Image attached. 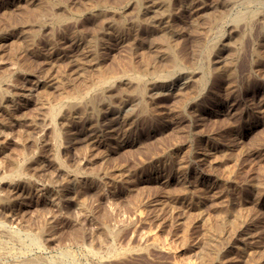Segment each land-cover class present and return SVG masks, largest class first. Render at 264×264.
I'll use <instances>...</instances> for the list:
<instances>
[{
    "label": "rangeland",
    "instance_id": "374dc122",
    "mask_svg": "<svg viewBox=\"0 0 264 264\" xmlns=\"http://www.w3.org/2000/svg\"><path fill=\"white\" fill-rule=\"evenodd\" d=\"M0 79V264H264V0H0Z\"/></svg>",
    "mask_w": 264,
    "mask_h": 264
},
{
    "label": "bare ground",
    "instance_id": "6f19581e",
    "mask_svg": "<svg viewBox=\"0 0 264 264\" xmlns=\"http://www.w3.org/2000/svg\"><path fill=\"white\" fill-rule=\"evenodd\" d=\"M32 2V1H31ZM46 7H48V6H46ZM159 7V6H158ZM52 8V7H51ZM52 11V10H51ZM51 11H49V12H51ZM54 11V10H53ZM245 12V11H244ZM117 13V12H116ZM249 13V12H248ZM58 14V13H57ZM61 14V13H60ZM92 14V13H91ZM245 14V13H244ZM106 15V14H105ZM143 15V14H142ZM251 15V14H250ZM253 15H254V13H253ZM99 16V15H98ZM242 16H243V14H242ZM246 16V15H245ZM96 17V16H95ZM238 17V16H237ZM239 18V17H238ZM240 18H241V16H240ZM237 19V18H236ZM238 20V19H237ZM68 21V20H67ZM72 22H73V20H72ZM111 25V24H110ZM236 25V24H235ZM60 26V25H59ZM110 27V26H109ZM40 29V28H39ZM50 31V30H49ZM6 35V34H5ZM78 35V34H77ZM76 36V35H75ZM52 37V36H51ZM5 38V37H4ZM52 39V38H51ZM74 39V38H73ZM64 42V41H63ZM164 42V41H163ZM61 43V42H60ZM70 43V42H69ZM165 43V42H164ZM163 43V44H164ZM59 45V44H58ZM52 46V45H51ZM56 46V45H55ZM69 46V45H68ZM71 46V45H70ZM53 47V46H52ZM87 47V46H86ZM207 47V46H206ZM63 48V47H62ZM210 49V48H209ZM214 49V48H213ZM66 51V50H65ZM213 52V51H212ZM23 53V52H22ZM90 53V52H89ZM208 53H209V51H208ZM25 54V53H24ZM24 54H23V56H24ZM71 54V53H70ZM22 56V57H23ZM88 56V55H87ZM78 57H79V55H78ZM81 57H82V55H81ZM91 58V57H90ZM94 60V59H93ZM72 61V60H71ZM76 61V60H75ZM78 61V60H77ZM81 61V60H80ZM83 61H84V59H83ZM51 62V61H50ZM74 62V61H73ZM147 62L148 61H146V65H147ZM46 63V62H45ZM54 64V63H53ZM70 64V63H69ZM75 65H76V63H74ZM78 65H77V67H80L81 68V62H80V64L79 63H77ZM83 65V64H82ZM73 66V65H72ZM152 66V65H151ZM206 66V65H205ZM74 67V66H73ZM155 68V67H154ZM76 69V68H75ZM110 69V68H109ZM129 69V68H128ZM136 69V68H135ZM105 70V69H104ZM113 70V69H112ZM102 71V70H101ZM109 71V70H108ZM66 72V71H65ZM76 72V71H75ZM103 72H105V71H103ZM101 73V72H99V87H104V86H106V83H109L108 82V78H110V80H117V78L115 79V78H113V73H108L107 72V70H106V72H105V74L104 73ZM113 72V71H112ZM134 72H137V73H143L144 75H146V76H149V77H154V76H156V74H155V72H149V71H145V70H140V72H138V70H134ZM169 73V72H168ZM65 75V74H64ZM142 75V74H141ZM98 76V75H97ZM161 77V76H160ZM189 77V76H188ZM4 78V77H3ZM55 78V77H54ZM134 78V77H133ZM132 78V79H133ZM139 78V77H138ZM180 78H182V77H180ZM184 78V77H183ZM38 79V78H37ZM52 79V78H51ZM160 79V78H159ZM1 80V79H0ZM39 80V79H38ZM109 80V81H110ZM139 80V79H138ZM141 80V79H140ZM145 80V79H144ZM165 80V79H164ZM176 80V79H175ZM59 81V80H58ZM127 81V80H126ZM1 83V82H0ZM98 83V82H97ZM125 83V82H124ZM127 83V82H126ZM136 83H139L138 81L136 82ZM50 84H53V83H50ZM123 84V83H122ZM128 84V83H127ZM46 85V84H45ZM126 85V84H125ZM133 85V84H132ZM138 85V84H137ZM141 85V84H140ZM139 85V86H140ZM84 86H86V85H84ZM52 87V86H51ZM50 87V88H51ZM87 87V86H86ZM109 87H110V84H109ZM181 87V86H180ZM45 88H46V86H45ZM47 88H48V86H47ZM83 88V87H82ZM85 88V87H84ZM108 88V87H107ZM136 88V87H135ZM152 88V87H151ZM179 88V87H178ZM185 88V87H184ZM101 89V88H100ZM122 89V88H121ZM176 89V88H175ZM179 89H181V88H179ZM179 89H177L173 94H175V95H181V90H179ZM106 90V89H105ZM109 90V89H108ZM45 91V90H44ZM183 91V90H182ZM189 91V90H188ZM42 92V91H41ZM79 92V91H78ZM88 92V91H87ZM136 92V91H135ZM186 92V91H185ZM6 93V92H5ZM48 94V93H47ZM74 94V93H73ZM78 94V93H77ZM140 94V93H139ZM169 94V93H168ZM68 95V94H67ZM86 95V94H85ZM183 95V94H182ZM69 96V95H68ZM67 96V97H68ZM6 98H7V96H6ZM82 98V97H81ZM93 98V97H92ZM99 98V97H98ZM140 98V97H139ZM5 99V98H4ZM65 99V98H64ZM67 99V98H66ZM63 100V99H62ZM96 101V100H95ZM65 102V101H64ZM87 102V101H86ZM139 102V101H138ZM6 103V102H5ZM10 105V104H9ZM101 105V104H100ZM14 106V105H13ZM68 106V105H67ZM66 106V107H67ZM73 106H75V105H73ZM77 106V105H76ZM75 106V107H76ZM81 106V105H80ZM96 106H97V104H96ZM9 107V106H8ZM70 107V106H69ZM10 108V107H9ZM62 108V107H61ZM68 108V107H67ZM90 108V107H89ZM15 109V108H14ZM74 109V108H73ZM88 109V108H87ZM122 109V108H121ZM55 110V109H54ZM53 110V111H54ZM8 111V110H7ZM52 111V110H51ZM59 110H55L54 112H53V121H54V119L55 118H57V116L59 115V113H60V111L58 112ZM82 111V110H81ZM68 112H69V110H68ZM78 112V111H77ZM83 113V112H82ZM101 113V112H100ZM67 114V113H66ZM122 114V113H121ZM60 115H62V114H60ZM59 115V116H60ZM64 116V115H63ZM120 116V115H119ZM50 117V116H49ZM89 117V116H88ZM124 117V116H123ZM90 118V117H89ZM122 119V118H121ZM88 120V119H87ZM109 120V119H108ZM124 120V119H123ZM51 121V120H50ZM77 122V121H76ZM49 123H51V122H49ZM90 123H91V121H90ZM125 123V122H124ZM46 124V123H45ZM56 124V123H55ZM105 124V123H104ZM107 124V123H106ZM49 125V124H48ZM54 125V124H53ZM76 125V124H75ZM94 125H95V123H94ZM121 125V124H120ZM46 126V125H45ZM92 126V125H91ZM122 126V125H121ZM47 127V126H46ZM52 127V126H51ZM51 127H49V128H51ZM104 127V126H103ZM128 127V126H127ZM62 128V127H61ZM69 128V127H68ZM100 128V127H99ZM3 131V130H2ZM53 131V130H52ZM90 131V130H89ZM2 134H3V132H2ZM51 134H52V132H51ZM62 134H63V132H62ZM54 137V136H53ZM92 137V136H91ZM43 143V142H42ZM92 144V143H91ZM43 147V146H42ZM41 147V148H42ZM59 152V151H58ZM11 158V157H10ZM35 159V158H34ZM38 160V159H37ZM34 162V161H33ZM42 163V162H41ZM45 163V162H44ZM24 164V163H23ZM16 169V168H15ZM43 170V169H42ZM26 171V170H25ZM24 171V172H25ZM40 171V170H39ZM17 173V172H16ZM19 173V172H18ZM27 174V173H26ZM21 175V174H20ZM20 175H18V176H20ZM14 176V175H13ZM24 176V175H23ZM5 177V176H4ZM22 177V176H21ZM25 177V176H24ZM15 178V177H14ZM29 180V179H28ZM3 182V181H2ZM22 182V181H21ZM7 185H8V183H7ZM17 188V187H16ZM9 190V189H8ZM17 190V189H16ZM3 191V190H2ZM42 191V190H41ZM4 192V191H3ZM15 192V191H14ZM4 193H6V192H4ZM7 194H9V193H7ZM9 196V195H8ZM10 197V196H9ZM6 199V198H5ZM13 202V201H12ZM19 203V202H18ZM23 205V204H22ZM5 208V207H4ZM164 209V208H163ZM162 209V210H163ZM3 212V211H2ZM27 212V211H26ZM29 213V212H28ZM24 214V213H23ZM22 214V215H23ZM3 215V214H2ZM5 215V214H4ZM166 215V214H165ZM9 216V215H8ZM5 217H6V215H5ZM10 218H12V217H10ZM44 219H45V217H44ZM159 219V218H158ZM37 220V219H36ZM41 220V219H40ZM26 222V221H25ZM218 226V225H217ZM2 227V226H1ZM218 229V228H217ZM26 230V229H25ZM12 234V233H11ZM14 234V233H13ZM19 236V235H18ZM5 237V236H4ZM50 238V237H49ZM15 239V238H14ZM40 239V238H39ZM39 239H37V240H39ZM44 239H46V238H44ZM17 240V239H16ZM32 240H33V238H32ZM41 240V239H40ZM154 240V239H153ZM31 241V240H30ZM34 241V240H33ZM156 241V240H155ZM20 242V241H19ZM8 243H9V241H8ZM146 243V242H145ZM144 243V244H145ZM20 244V243H19ZM20 247V246H19ZM26 247V246H25ZM23 248V247H22ZM147 248V247H146ZM151 248V247H150ZM157 248V247H156ZM203 248V247H202ZM109 249V248H108ZM111 249V248H110ZM158 249V248H157ZM114 250H116V249H114ZM129 250H131V249H129ZM136 250V249H135ZM134 250V251H135ZM138 250H139V248H138ZM7 251V250H6ZM5 251V252H6ZM36 251V250H35ZM142 251V250H141ZM208 251V250H207ZM29 252V251H28ZM68 252V251H67ZM101 252V251H100ZM113 252V251H112ZM138 252V251H137ZM140 252V251H139ZM144 252V251H143ZM150 252V251H149ZM97 253V252H96ZM22 254V253H21ZM94 254V253H93ZM148 254V253H147ZM146 254V255H147ZM95 255V254H94ZM93 255V256H94ZM101 255V254H100ZM125 255V254H124ZM151 255V254H150ZM22 256V255H21ZM92 256V257H93ZM109 256V255H108ZM1 257V256H0ZM103 257V256H102ZM35 258V257H34ZM36 258H38L37 256H36ZM106 258V257H105ZM32 259V258H31ZM54 259V258H53ZM38 260V259H37ZM56 260V259H55ZM25 261V260H24ZM102 260H100V262H101ZM27 262V261H26ZM42 262V261H41ZM91 262H95V261H91ZM14 263V262H13ZM37 263V262H36ZM45 263V262H44ZM56 263V262H55ZM53 264V263H52ZM59 264V263H58ZM61 264V263H60Z\"/></svg>",
    "mask_w": 264,
    "mask_h": 264
}]
</instances>
